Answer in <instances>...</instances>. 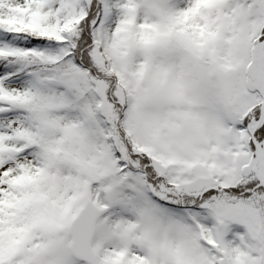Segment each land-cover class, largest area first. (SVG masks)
<instances>
[{
    "label": "snow or ice",
    "instance_id": "6c2138e0",
    "mask_svg": "<svg viewBox=\"0 0 264 264\" xmlns=\"http://www.w3.org/2000/svg\"><path fill=\"white\" fill-rule=\"evenodd\" d=\"M0 264H264V0H0Z\"/></svg>",
    "mask_w": 264,
    "mask_h": 264
}]
</instances>
